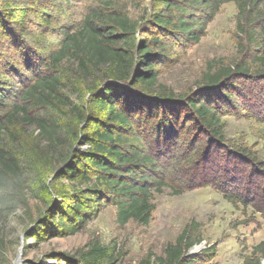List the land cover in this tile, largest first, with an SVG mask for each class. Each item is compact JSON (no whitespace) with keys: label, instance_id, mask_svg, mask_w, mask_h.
I'll return each instance as SVG.
<instances>
[{"label":"trees","instance_id":"16d2710c","mask_svg":"<svg viewBox=\"0 0 264 264\" xmlns=\"http://www.w3.org/2000/svg\"><path fill=\"white\" fill-rule=\"evenodd\" d=\"M229 1L237 7L239 28L242 30L240 22L245 21L244 33L250 44L257 46L252 48V62L264 72V0H153L151 18L143 30L137 20L112 8L114 0H100L77 29L60 27V37L44 36L46 54L36 53L38 61L33 58L35 62L23 63L29 80L17 92L8 87V81L14 86L8 80L10 69L0 68V218L18 207H27L29 199L42 203L44 208H37L36 218L30 214L33 226L27 235L36 240L78 232L106 205L116 208L120 224L130 219L146 224L153 210L152 192L170 187L180 193L191 187L180 181L179 173L194 167L198 153L207 150L204 146L223 139V112L215 93L221 89L227 100H236L238 95L224 92L222 86L236 76L250 74L251 64L242 61L217 71L209 67L197 91L178 96L166 87L154 86L164 54L153 51H164L169 39L180 45L198 43L221 5ZM44 9L39 5L37 16L43 15L51 24V16ZM138 30L147 36H136ZM64 60L75 65L86 86L85 107L65 97L63 90L68 85L60 67ZM60 104L68 106L75 124H62L48 111L35 113L38 106L57 111ZM187 122L205 136L204 141L209 139L206 144L198 139L182 141ZM17 124L34 126L39 139L46 143V155L52 156L50 161L61 157L49 168L53 172L50 182L59 181V189L50 188L43 170L31 166L11 148ZM79 145L87 148L81 150ZM229 149L222 152L227 162L222 171L235 179L242 168L236 161H244V148ZM231 158L236 159L235 164ZM200 160L203 170L206 163ZM230 194L223 192L228 201L247 205L245 199H233ZM194 243L184 230L166 246L164 256L154 261L199 264L196 256L187 253ZM250 255L252 258L246 256L243 264H260L264 241L254 246ZM79 257L59 259L67 264L113 262L109 249L96 243ZM141 264H149V260Z\"/></svg>","mask_w":264,"mask_h":264},{"label":"rangeland","instance_id":"374dc122","mask_svg":"<svg viewBox=\"0 0 264 264\" xmlns=\"http://www.w3.org/2000/svg\"><path fill=\"white\" fill-rule=\"evenodd\" d=\"M98 2L100 0H0V32L3 35L0 37V68L10 69L8 80L14 86L8 81V87L17 92L29 80L23 63L26 60L35 62L33 58L38 61L36 53L46 54L42 47L44 36L60 37V27L77 29ZM6 5L11 9L5 10ZM39 5L51 16V24L44 21L43 15L37 16ZM153 5V0H114L112 8L137 20L143 30L151 18ZM238 21L235 3L225 2L207 24L205 35L198 43L180 45L169 39L164 51L157 48L153 51L155 55L164 54L154 86L166 87L178 96L197 91L202 84L201 77L209 67L217 71L242 61L251 64L250 74L236 76L222 86V89L226 88L224 92L238 95L236 100H227L221 89L215 93L223 112V139L204 146L207 150L198 153L194 167L189 172L179 173L180 181L188 182L191 187L180 193L170 187L152 192L153 210L146 224L133 219L120 224L116 219V208L106 205L80 231L41 240L27 234L33 226L30 214L36 218L37 208L43 210L44 205L29 199L27 207H18L0 218V264H67L59 258L69 256L76 260L94 243L109 249L113 254L112 264H141L146 260L156 264L155 258L164 256L166 246L174 243L184 230H188L190 239L195 240L187 253L196 256L199 264H243L246 256L252 258V248L264 241V72L252 62L251 52L257 46L250 44L244 33L246 22H240L241 30ZM141 30L136 36H147ZM38 66L39 63L35 68ZM60 67L68 85L63 90L66 99L85 107L83 102L88 93L75 65L64 60ZM41 110L48 111L62 124L74 123L68 106L60 104L57 111L38 106L35 113ZM185 127L188 129L182 134L183 142L194 139L203 144L208 142L196 126L187 122ZM13 133L15 139L10 142L11 148L30 161L31 166L43 170L50 188L59 189L62 185L59 181L50 182L53 172L49 168L53 163L58 164L61 157L57 155L56 161H50L52 156L46 155V143L39 139L34 126L17 124ZM78 147L82 150L87 145ZM229 148H244V151L241 149L244 161H236L242 168L235 179L222 171L227 164L222 152ZM200 158L206 163L203 170ZM230 160L235 164L236 159ZM61 181L68 184L66 180ZM223 192L231 193L233 199H245L247 205L228 201ZM260 264H264V258Z\"/></svg>","mask_w":264,"mask_h":264},{"label":"water","instance_id":"95a60500","mask_svg":"<svg viewBox=\"0 0 264 264\" xmlns=\"http://www.w3.org/2000/svg\"><path fill=\"white\" fill-rule=\"evenodd\" d=\"M17 263V262H16Z\"/></svg>","mask_w":264,"mask_h":264}]
</instances>
